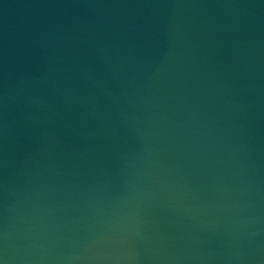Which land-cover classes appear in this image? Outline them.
Returning a JSON list of instances; mask_svg holds the SVG:
<instances>
[{"label":"water","instance_id":"1","mask_svg":"<svg viewBox=\"0 0 264 264\" xmlns=\"http://www.w3.org/2000/svg\"><path fill=\"white\" fill-rule=\"evenodd\" d=\"M0 264H264V0H0Z\"/></svg>","mask_w":264,"mask_h":264}]
</instances>
